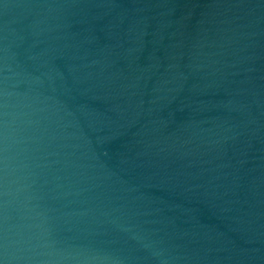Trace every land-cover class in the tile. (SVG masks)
<instances>
[{"label": "water", "instance_id": "obj_1", "mask_svg": "<svg viewBox=\"0 0 264 264\" xmlns=\"http://www.w3.org/2000/svg\"><path fill=\"white\" fill-rule=\"evenodd\" d=\"M0 264H264V0H0Z\"/></svg>", "mask_w": 264, "mask_h": 264}]
</instances>
